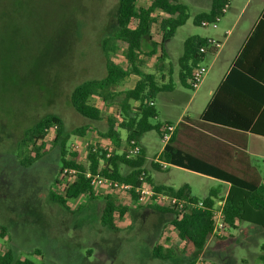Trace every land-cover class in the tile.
Here are the masks:
<instances>
[{"label":"crops","instance_id":"1","mask_svg":"<svg viewBox=\"0 0 264 264\" xmlns=\"http://www.w3.org/2000/svg\"><path fill=\"white\" fill-rule=\"evenodd\" d=\"M150 2V0H142L141 3L148 6ZM180 2L189 7L190 17L164 43V56L161 58L160 48L154 56L142 55V58L146 59L143 67L145 72L155 73L161 83L174 85L172 90L159 93L155 99V106L157 110L159 108L156 119L163 124L171 122L177 125L176 144L180 147L258 184V187L263 190L260 199L264 201V0H230V6L217 27H204L194 22L196 15L211 10L212 0H180ZM191 8H194L195 12L191 13ZM191 18L194 26L198 27L196 29L190 27L191 32L183 40L182 52L174 59L170 41ZM192 35H198L203 39L216 38L222 45L219 49H209L202 58L201 61L209 66V71L203 83L188 97L185 87L190 86H185L181 82L179 58L184 52L185 40ZM152 37L155 42H161L162 31L158 26L154 27ZM125 48L126 46L121 44L123 52ZM110 57L123 66L127 65L125 55L122 53L120 57L118 50ZM238 59L242 69L234 70L228 78ZM146 65L149 68H146ZM227 78L231 96L223 97V102L235 107V110H241L242 113V109H247L246 116L250 115V110L252 112L253 109L260 107L255 118L257 132L250 128L235 130L201 118ZM139 79V75L132 74L120 81L113 89L115 91L132 89ZM95 102L105 117L120 116L118 104L106 105L101 98H97ZM132 104L138 106L139 102L133 101ZM194 104L201 106V110L195 114L196 117H192L189 112ZM181 107L183 111L176 116ZM92 128L95 129V127ZM94 129L88 132L87 137L95 140L98 135ZM121 133L125 142L126 132L122 130ZM142 137L139 140L147 156L149 144L151 146L153 141L149 139L144 142ZM100 140L106 141V138L100 137ZM165 145L163 141V145L155 153V161H158ZM79 157L81 160L86 159L84 152ZM160 163L161 169L152 166L157 174H159L158 171H168L170 166H177L163 161ZM181 168L185 172L196 174L200 179L196 182L199 188H195V184L191 181L184 183L190 185L194 196L203 199L212 193L217 195L216 200L225 201L232 186L231 182L188 168ZM122 171L127 173L129 168L122 166ZM156 172L151 174L148 171L152 182L156 185L175 188L183 185L175 186L171 180L162 179L160 176L156 178ZM196 189L201 191L200 194L196 192ZM115 192L116 194L111 197L117 204L124 205L127 210L123 213L116 210L112 214L111 223L103 221L107 193L84 194L78 198L68 199L67 205L74 199L81 200L80 205L84 202L99 203L96 233L84 244V251L78 254L77 262L74 258L70 264H172L175 261L179 264H192L199 258H203L207 264H263L261 257L264 254V225L261 223L254 220H239L235 228H231L226 236H209L205 247L198 250L192 242L179 238V232L173 224L175 214L172 211L138 202L124 191ZM250 215L252 218H260L263 222L264 208L251 210ZM7 235L4 237L5 241V238H9ZM228 238L234 241L233 249L231 251L228 249V256L221 255L222 249L218 252L213 250V246L226 244L224 241H228Z\"/></svg>","mask_w":264,"mask_h":264},{"label":"rangeland","instance_id":"2","mask_svg":"<svg viewBox=\"0 0 264 264\" xmlns=\"http://www.w3.org/2000/svg\"><path fill=\"white\" fill-rule=\"evenodd\" d=\"M118 6L119 0H0V230L6 228L9 237L5 242L0 236L1 252L9 246L15 255L28 257L35 264H70L74 258L77 262L84 244L96 233L99 203L83 201L80 205L81 200L74 199L65 206L51 197L52 191L61 194L55 184L61 169L59 148L53 142L56 129L50 130L38 158L33 147L23 142L27 129L48 114L59 115L68 131L89 122L73 108L70 95L79 84L107 75L103 40L115 32ZM72 13L78 17L75 30L65 22ZM64 17L57 50L66 48L67 55L30 54L37 48L35 43L44 41ZM190 27H198L192 18L170 41L174 59L182 52ZM69 36L75 37L74 45ZM122 53L120 47L118 55ZM185 89L188 97L195 91ZM195 104L189 109L192 117L201 110ZM182 111L183 107L176 116ZM80 139L72 135L69 149ZM143 139L153 141L145 164L152 174L156 172L152 161L163 140L156 130L144 134ZM25 157L32 159L30 165L22 162ZM169 170L158 171L155 177L171 180L175 186L191 181L199 188L196 174L177 166ZM224 242L213 250L222 249L221 255L228 256L234 241L228 238Z\"/></svg>","mask_w":264,"mask_h":264},{"label":"trees","instance_id":"3","mask_svg":"<svg viewBox=\"0 0 264 264\" xmlns=\"http://www.w3.org/2000/svg\"><path fill=\"white\" fill-rule=\"evenodd\" d=\"M150 1V4L145 6L141 3L142 0H119L116 18L117 27L113 36L103 40V47L108 56L107 75L102 79L85 81L71 92L70 102L73 108L79 115L87 118L89 122L68 131L65 128L64 120L59 115L48 114L27 129L23 144H26V146L31 145L38 158L41 156V151L46 148V139L50 130L55 128L56 133L53 142L59 148L61 169L65 166L75 167L79 170V173L72 182L66 181L64 183L63 180L57 177L55 180L56 189L61 194L52 191L51 197L66 206L68 199L78 198L84 194L103 195L107 193L108 195L105 196L107 206L103 216L104 223H111L112 214L116 210L123 213L127 208L124 205L117 204L111 197L116 194L115 191L109 192L103 188L95 189L85 175L87 170L130 184L132 188L126 193L138 202H140V194L136 189L142 187L145 181L149 182L158 192L185 200L187 205L181 211L161 205L151 204V206L172 211L175 214L173 224L179 232V238L192 242L198 250H202L214 226L213 210L217 203V195L210 193L207 197L201 199L192 194L189 184H183L179 188L156 185L152 182L145 168L146 156L143 148L141 153L135 157H128L125 149L131 139H137L140 142L139 139L146 132L152 130H156L162 136L164 124H172L171 122L163 124L160 121L156 123L152 121L157 118L158 110L155 104H151V101H155L159 93L172 90L174 85L172 83H161L155 73L145 72L143 67L146 64V59L142 58V55L146 57L154 56L160 48L161 58L164 56V43L189 19V7L180 0ZM226 2L227 0H212L211 10L196 15L194 17L195 24L201 25L204 20H214L222 13V8ZM64 20L65 17L59 25L54 26V30L52 29V33L44 41L35 43L37 48L30 54L58 55L57 52H59V55H67L68 50L66 48L57 50V45L60 42L59 35L63 33L64 24L62 23ZM65 22L67 23L66 26H71L75 30L78 23L77 13H72ZM156 26L162 31L160 43L155 42L152 37L153 29ZM74 38H71V36L68 38L73 45L75 40L73 42L72 40ZM118 42L126 46L123 52L127 59L126 66L117 63L110 57L121 47ZM203 45H207V39H203L198 35L189 36L184 42V52L179 58V65L180 79L185 86L192 87L191 80L194 68L205 55L200 52ZM237 69H242L239 59L228 78ZM132 74L140 76L134 88L125 91H115L113 89L120 81ZM228 78L211 100L201 118L207 122L220 124L235 130H248L250 128L257 132L255 118L260 111V107L253 109L252 112L250 110V115L246 116L247 109H242V113L241 110H235V107L223 102V97L231 96L227 86ZM97 98H101L106 105L118 104L120 116L105 117L102 110L96 105L95 100ZM133 101H138L139 105L133 106ZM92 127H95V129ZM178 127L180 128L181 124ZM93 129L96 130L98 135H96L95 140L87 137L88 132L93 131ZM122 130L127 135L125 142H123ZM177 134L178 129L176 128L170 141L166 143L160 153L158 161H152V166L161 169L160 161H163L231 182L232 186L224 204L225 220L228 226L224 236L229 233L231 228H235L236 222L239 220H254V222L264 225V221L262 222L260 218H252L250 215L251 210L256 211L264 208V201L260 199L263 190L258 187V184H254L238 174L180 147L176 144ZM72 135L89 139L97 146V150L94 151L91 147L87 148L85 152L86 159L81 160L79 157L81 154L72 152L68 147ZM100 137L106 138V141H101ZM106 145L111 148L112 154L110 157L106 156L107 150L104 148ZM22 162L30 165L32 159L25 157ZM122 166L128 167L129 172L124 173ZM143 172L145 173L144 180L141 179ZM200 200L203 201V206L197 207L196 205ZM0 234L4 238L7 234L6 228H1ZM261 259L264 264V254ZM0 264H35V262L28 257H18L7 246L6 251H0Z\"/></svg>","mask_w":264,"mask_h":264},{"label":"built area","instance_id":"4","mask_svg":"<svg viewBox=\"0 0 264 264\" xmlns=\"http://www.w3.org/2000/svg\"><path fill=\"white\" fill-rule=\"evenodd\" d=\"M229 6H230V0H227V2L222 8V13L220 15H218L212 21L209 20L202 21L201 25L204 27L207 26L217 27L219 22L223 18L224 14L227 12ZM221 45H222L221 41H219L216 38L210 37L207 39V45H203L200 48V52L207 54L209 49H219ZM208 71H209V66L202 61H200L195 66L191 80V85L193 89L198 88L203 83ZM151 104L152 105L155 104L154 101H151ZM176 128H177L176 124H164V126L162 127L161 137L165 143H168L170 141ZM89 147H91L92 150L94 151L97 150V146H95L89 139L81 138L80 140L71 143L70 149L72 152H78L84 150L83 152L85 153L87 148ZM104 148L105 150H107L106 156L110 157L112 154L110 146L106 145ZM125 149L128 157H135L141 153L142 145L137 139H131L130 142L127 143ZM78 173L79 170L77 168L65 166L61 169L58 179L63 180L64 183L66 181L72 182L74 179H76ZM85 175L90 180L91 185L97 190L103 188L109 192H113V191L128 192L132 188L130 184L106 177L105 175H102L100 173H93L90 170H87ZM144 175L145 173L143 172L141 176V179L143 180H144ZM136 190L140 194L139 201L148 205L155 204L166 207H172L178 211H181L187 205V202L183 199H179L167 193L156 191L154 187L147 181L144 182L142 187L137 188ZM224 204H225L224 200L222 201L217 200L216 206L213 210L214 226L210 233V236L212 237H222L225 235V233L228 230L227 222L225 220ZM196 206L202 207L203 201L200 200ZM192 264H207V263L203 258H199Z\"/></svg>","mask_w":264,"mask_h":264}]
</instances>
